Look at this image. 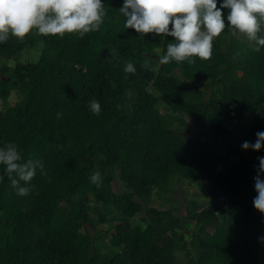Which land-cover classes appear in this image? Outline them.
Listing matches in <instances>:
<instances>
[{"label": "trees", "instance_id": "obj_1", "mask_svg": "<svg viewBox=\"0 0 264 264\" xmlns=\"http://www.w3.org/2000/svg\"><path fill=\"white\" fill-rule=\"evenodd\" d=\"M102 2L99 31L33 29L0 43V98L22 94L0 107V144L14 142L21 162L43 164L26 196L6 175L0 180V264H264V217L252 206L264 146L222 156L201 128L192 137L181 132L189 120L221 138L255 141L264 131V48L254 52L229 27L214 38L210 59L160 65L173 38L125 29L122 0ZM25 48L38 51L35 61H20ZM127 62L134 74L123 71ZM93 99L98 116L88 108ZM96 171L98 186L89 179ZM176 178L210 196L199 213V203L186 200L196 221L189 234L179 214L145 204ZM141 211L148 220L132 223ZM86 224L106 225L111 247L98 248Z\"/></svg>", "mask_w": 264, "mask_h": 264}, {"label": "clouds", "instance_id": "obj_2", "mask_svg": "<svg viewBox=\"0 0 264 264\" xmlns=\"http://www.w3.org/2000/svg\"><path fill=\"white\" fill-rule=\"evenodd\" d=\"M119 12L125 18V29H133L142 36L153 33L173 38L158 58L160 65L210 59L214 38L229 27L233 36L240 33L253 42L254 52L264 48V0H122ZM105 14L102 0H0V43L7 41L9 35L22 40L33 29L44 36L67 33L83 37L100 30ZM123 71L134 74L136 67L127 62ZM88 108L93 115L101 113V105L95 99ZM255 136L254 142H242V151L261 150L264 131ZM22 160L16 143L0 144V180L6 175L16 194L23 197L29 194L28 185L43 164L38 160ZM257 160L252 206L264 217V156H258ZM89 179L98 186L99 171L93 172ZM257 239L264 243V236Z\"/></svg>", "mask_w": 264, "mask_h": 264}, {"label": "rangeland", "instance_id": "obj_3", "mask_svg": "<svg viewBox=\"0 0 264 264\" xmlns=\"http://www.w3.org/2000/svg\"><path fill=\"white\" fill-rule=\"evenodd\" d=\"M238 37L244 38L247 40L246 36L240 33H237ZM248 41V40H247ZM39 49L41 47V43L38 45ZM29 48H25L20 56V61H35L37 59V53L36 52H30ZM39 55V54H38ZM8 63H13V61H8ZM206 96H209V91L206 92ZM22 97V94L17 91L13 92L10 97L7 99V101H4L0 98V107L4 108L6 106H12L18 100ZM163 101L160 100L158 105H162ZM6 108V107H5ZM248 124L251 122V118L248 117L247 119ZM188 127H186L184 130H182V135L185 137H192L194 133V128H201L200 131H202L203 136L207 139V141L210 143L211 147L219 154V155H226L230 149H232L234 146H236V149H239L242 143V137L241 136H235V137H220L215 136L214 134L210 133L207 127H203V125L200 126H194L193 123H191L188 120ZM174 127H178V125H174ZM115 190L119 193L122 192L121 186H118L115 188ZM158 194L156 190L153 192L152 196L149 198V201L146 204V206L154 207L158 210H172L173 213L179 214V217L186 221L191 223V230L188 232V234L192 231H194L195 223L196 221L192 218H190L187 215V212L185 211V207L187 206L186 200L190 199L192 201H197V205L199 209L197 210L198 213L200 210L205 209L208 206V202L210 199V196L205 193V190L203 187L198 185H190L183 179H175L170 184V189L168 191H160ZM141 218L147 219L146 213L144 211H141L136 214V216L131 220V222L136 223ZM86 229L90 233V236H94L96 234L95 240L98 243L97 247L102 248L103 251H106V246L103 245L104 242H106L108 247H111L109 244V235L110 232L107 230L106 225L99 224L97 225V228H92L91 225L86 224ZM187 232V229H185ZM258 249L261 253V257L264 260V243H260L258 245ZM185 252L179 251V259L184 260L185 259Z\"/></svg>", "mask_w": 264, "mask_h": 264}]
</instances>
